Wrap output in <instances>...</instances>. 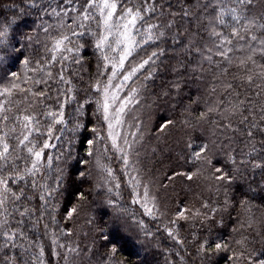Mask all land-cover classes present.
<instances>
[{
	"label": "snow or ice",
	"instance_id": "6c2138e0",
	"mask_svg": "<svg viewBox=\"0 0 264 264\" xmlns=\"http://www.w3.org/2000/svg\"><path fill=\"white\" fill-rule=\"evenodd\" d=\"M190 81L165 184L140 149L176 121L145 116ZM176 177L209 195L166 202ZM256 200L264 0H0V264H151L161 238L164 264H264Z\"/></svg>",
	"mask_w": 264,
	"mask_h": 264
},
{
	"label": "trees",
	"instance_id": "16d2710c",
	"mask_svg": "<svg viewBox=\"0 0 264 264\" xmlns=\"http://www.w3.org/2000/svg\"><path fill=\"white\" fill-rule=\"evenodd\" d=\"M162 76L164 79H168L170 78V73H162ZM160 83L161 79L158 78L156 85L158 86ZM149 87L152 89L153 85L150 84ZM158 90L159 88L157 87L156 91ZM188 94L193 96L197 94V86L194 82L190 81L185 85L184 93L179 98L182 102H178L175 97L158 100L153 104L150 113H147L145 116L146 123L154 124L161 116H166L167 118L176 121L175 127L172 128L166 136L157 139V134L154 132L145 139L143 146L140 149L145 167L151 169L152 175L165 184L169 183L166 176L171 175L172 170H184V162L179 158L181 144L178 143V141H181L182 139L186 140L187 137L185 133L190 131L189 129H184L180 123L187 115L183 112V104L188 102ZM153 98L154 97L151 94H147L146 103H150ZM200 110L201 109L197 107L195 114H198ZM246 187L247 184L245 181H238L237 184L233 186L234 190L232 195L237 202L241 198V192L245 191ZM201 193L204 196L209 195L206 185L202 181L197 180L188 182L184 177H176L174 178L173 183L169 184L166 192L161 191V196L167 202L168 197H171L172 199L179 197L191 200L195 195ZM254 203L258 205L253 209L255 216L257 218L264 216V206H259V200L254 201ZM233 215H235V213H233ZM76 224H83V220H77ZM72 226V224H69V227ZM81 240L82 243L85 244L88 242L83 236L81 237ZM153 244H155V241H153ZM170 246V241L161 238L159 250L152 248L148 253L147 259L151 261V264H164V252L165 249ZM129 258L132 260L136 259L135 256H130ZM0 259H2V255H0ZM85 264H87V261H85ZM221 264H223L222 261Z\"/></svg>",
	"mask_w": 264,
	"mask_h": 264
}]
</instances>
